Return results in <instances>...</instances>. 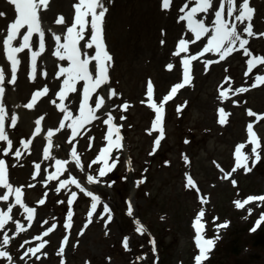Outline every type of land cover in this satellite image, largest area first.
<instances>
[{"label":"rangeland","instance_id":"1","mask_svg":"<svg viewBox=\"0 0 264 264\" xmlns=\"http://www.w3.org/2000/svg\"><path fill=\"white\" fill-rule=\"evenodd\" d=\"M127 7L117 8L114 18L108 21L105 40L111 45L110 52L115 53V60L114 68L108 73L109 82L101 87L104 98L114 97L113 103L106 102L102 111L107 115L111 113L113 122L122 126L125 134L122 149L111 155L112 159L109 160L111 164L118 157L116 167L100 177L99 183L88 182L87 177L98 176V169L103 166L102 162L92 164L107 142L108 125L101 118L96 119L90 127L88 125L81 129L75 139L70 128L66 132L54 133L49 152L55 149L56 158L68 161L65 166L67 171L58 174L56 180L43 176L34 181L32 168L37 161L29 154L20 161L18 158L21 157L15 156L17 150L24 152L23 142L31 141L37 134V127L32 126L33 121L16 130L8 129L13 146L5 153V141L0 146V156L6 161L8 172L10 169L9 183L14 188L22 189V199L29 207L36 208V214L29 222L21 206L13 208V220L25 230L19 231L13 221H8L0 230V245L4 233L11 238L3 249L12 257L11 261L0 258V264H61L62 261L63 264H195L194 257L199 250L195 245L193 222L201 208L205 209L203 221L206 223V236H219L203 264H264V223L255 231L251 230L264 213V202H251L242 209L234 204V201L244 200L250 195H264V119L256 122L255 117L248 115L249 110L258 115L264 114V99L255 96L259 89H253V84L247 86L250 94L234 101L236 106L226 117L227 123L220 124L219 104L212 97L219 93L224 83L232 84L237 81V76H243L244 63L237 71L233 67L242 59H229L217 71L209 70L207 74L199 75L191 80L190 86L178 98L167 105L165 136L159 148H155L154 140L158 133L149 134L155 113L145 104L148 98L147 84L151 81L154 95H162L160 99H155L153 95L155 102L160 103L171 87L182 81L183 72L162 84L154 63L132 55L135 48L130 46L126 38L128 34L123 33L130 28L126 13L131 14V8ZM251 7L258 12L256 24L259 26L257 30L252 27V31L260 39L256 45L261 41L258 50L264 53V41L260 35L264 33V0H254ZM135 34L132 44L137 40L139 45H146L155 40L154 32L150 34L145 29H139ZM159 41L157 36L156 42ZM4 75L6 82L8 76L5 72ZM112 91L116 95L112 96ZM16 102L21 104L19 98ZM125 103L129 105L127 110L122 108ZM48 121L47 118L43 121L45 129L39 126V134L43 136L41 141L45 144L39 142L40 150H43L41 144L49 147ZM249 123L261 136V159L254 163L251 154L253 159L248 162L251 172L241 168L224 179V174L231 172L235 166L236 146L248 142ZM90 137L93 139L90 140ZM73 147L86 164L83 171L72 160ZM55 171L56 168L52 172ZM186 174L193 177L199 192L186 186ZM70 177H75L83 188L100 197L101 203L91 218L88 216L91 197L75 185L61 189L59 193L55 191L61 180ZM232 180L236 181L235 185ZM72 191L77 193V198L69 206L67 201ZM4 194H7V190L0 187V195ZM201 196L207 198V204L200 202ZM40 199H45L44 205L38 203ZM9 203L15 204L14 195L10 196L9 201H0V209L6 211ZM129 203L133 209L131 215L128 214ZM105 204L111 210L110 221L103 213ZM249 209L252 210L251 214ZM69 210L73 213L70 229L65 227ZM137 221L144 226L143 234L136 231ZM225 222H228V226L217 231L216 225ZM52 224H56V228L45 237L44 232ZM37 236L48 241L37 253L40 259L29 254L21 260L28 248H35L41 243ZM65 236L68 237L66 245L63 243ZM125 238L128 239L127 248L123 244ZM62 246L64 253L61 256L58 252Z\"/></svg>","mask_w":264,"mask_h":264},{"label":"snow or ice","instance_id":"2","mask_svg":"<svg viewBox=\"0 0 264 264\" xmlns=\"http://www.w3.org/2000/svg\"><path fill=\"white\" fill-rule=\"evenodd\" d=\"M8 2L14 6L15 9V19L9 25L8 32L6 38L3 40L4 51L7 56V60L11 62V82L15 83L16 80V72L18 69V65L20 64V60L18 59L19 53L23 52L25 49H30L32 47L30 41L34 34H39V51L31 52V63H32V73L33 78H35L36 73V62L37 57L43 53L45 50V41H44V31L41 28V20H40V11L42 8H47L48 0H8ZM172 5V0H163V8L169 9ZM227 5V9H226ZM75 8V16L74 22L70 27L67 28V34L65 37V42L60 43L61 37L59 35L55 36V41L57 43V47L54 55L58 57L61 61H68L67 67H61L59 69V76H63V86L61 87L58 96L61 104L67 98L69 93L77 92V84L83 81V98L79 103V115H73L71 111L67 108V106L61 107L60 110L65 113L64 121H70L67 125L61 121L59 128L56 131H60L65 127L71 129L72 138L75 139L77 135H80V130L83 129L87 124L91 123L93 120L98 119L96 116V111L101 109L104 105V97L100 96L98 99L94 100V107L89 103L92 100L93 94L96 93L97 89H99L102 85H105L109 82V74L108 69L111 66L112 56L107 50V46L104 40V17L108 9L105 7L103 0H78V3L74 5ZM185 9H188L185 11ZM210 10L214 11L215 19L212 20L211 27L207 25L203 19H198V13L207 14ZM254 9L250 6V0H242L238 6V0H219L218 6L214 5L213 0H195V6L189 9L188 4H184V6L180 9V12L184 14L179 16V19L182 21H187V29L190 33L194 35V39L188 40L181 38L178 42V47L176 49L175 55L180 56L182 53H188L189 44H195L197 41H202V38L207 36V43L204 44L202 51H200L197 55H185L182 60L183 64V79L181 82L176 83L170 90V92L163 97L160 103H156L153 99L154 95V86L151 81L147 84V97L150 108L155 113V118L152 121L151 129L149 130V134L152 132H157L158 135L154 140L155 148H159L161 144V140L164 139L165 129H164V117H165V105L168 101L172 100L173 97L177 94L180 89H183L186 85L191 84V64L192 61L197 60L200 56H203L205 53H217L219 55V59L225 60L228 56H230L233 52L239 51L243 49V53L245 56H250L251 58L247 61L248 73L252 72L253 68L257 65H264V56H255L253 55L249 48L246 47L249 44V40L243 38L242 33L238 31L237 23L244 25L247 21L246 26L243 28V32L247 33L248 36H253L254 33L252 31V18L254 15ZM226 13V14H225ZM5 16L4 12H0V17ZM90 18V19H89ZM235 21V22H233ZM57 23H64V18L60 17L57 20ZM21 29H26V32L22 36V43H19V46H14L13 41H16L18 36L21 35ZM86 31H90V38L85 39ZM261 36H264V33H260ZM80 41H84L82 52L80 47ZM238 44V48H237ZM94 50L93 55H89L87 50ZM94 62V63H93ZM206 66L208 64L213 63V61H206ZM91 65V68H90ZM169 70H172L174 67L172 64L167 65ZM46 75V73H45ZM5 80L4 70L0 68V141L7 142V148L4 149V152L7 153L12 149L13 142L9 139V136L5 130V120H6V109L2 103V97L4 94L3 82ZM259 84H264V75L256 76V83L252 85V87H257ZM248 88H238L235 92H246ZM48 93V88L44 87L42 90L37 91L32 96L31 103L27 104L26 107L33 108L37 102L39 97H42ZM111 95H116L115 91L111 92ZM221 99H227L228 93L226 91L220 92ZM143 102V101H142ZM55 103V101H53ZM129 105L127 103L122 105L124 110H127ZM177 111H180V107L177 108ZM219 123L225 124L227 123L226 117L230 115L226 113L223 108L219 109ZM248 115L251 117H255L257 121L264 119V116H260L255 112L249 110ZM43 119V117H41ZM124 119V117H121ZM114 117L111 113L107 115V119L103 121L104 124L108 125L107 133L105 136V140L107 141L106 146L102 147L99 151L97 157L92 161V164H96L97 162H102L103 166L98 169V176L89 175L87 177L88 182L91 183H99L100 177L106 176L108 173L112 172L116 167L118 162V157L112 160V163H109V160L112 159L111 154L114 150H120L123 147L122 140L123 137L121 135V127L116 125L114 122ZM17 123V117L13 116L11 118V126L15 127ZM41 121L37 120V128L36 132H40ZM247 133H248V143L252 145L251 153L254 156V163L259 162L261 159L260 149L261 143L257 133L253 130V124L249 123L247 125ZM54 133L52 130H49L47 133L48 137V148L44 150V159H50L49 149L52 146V137ZM90 140L93 138H89ZM187 142V141H186ZM30 141L23 142V146L28 148ZM71 143V141H69ZM246 144L241 143L238 144L235 148L234 156H235V166L231 169V172H226L224 174V179H228L232 173L236 172L238 169H244L247 172H251L252 168L248 166V162L250 159H253V156L246 154L243 149H245ZM155 150V149H154ZM150 154H154L150 153ZM16 157L21 156V152L17 150L15 152ZM71 157L75 162L76 167H78L81 171L84 170L83 165L81 164V158L77 154V150L75 147L71 149ZM185 161H187V156L184 157ZM130 163V162H129ZM68 164L67 160L56 159L55 160V173H52L48 176V180H56L58 179V174H62L67 171L65 167ZM91 167V164L89 165ZM219 167V165H217ZM36 173L40 172V164L35 165ZM222 172L224 171L222 168L220 169ZM187 184L186 186L189 188L195 189L199 192V188L196 186V182L194 181L191 175L186 174ZM142 182V181H141ZM234 185L236 184L235 180L231 181ZM60 186L55 189L57 193L61 191V189H66L70 185H75L76 188L80 189L88 197H91V211L88 213L89 218L92 217L93 213L96 212L98 204L101 203L100 197L93 194V192L86 190L81 186L79 181L75 177H70L66 180H61ZM0 187L7 190V194L0 195V201H9L10 196H15V204L9 203L7 205V209H0V229H3L8 221H13L19 231H24V227L19 224V222L14 221L11 213L13 212V208L16 205H19L23 208L24 213L27 214V220L31 222L36 214V208L29 207L24 200L22 199V189L20 187H13L8 180V165L4 159H0ZM32 187V185H29ZM77 198V193L72 191L70 192V199H68L67 204L71 206L73 202ZM264 202V195H250L244 200H236L234 201L235 207L238 209L244 208L247 204L251 202ZM200 202L202 204H207L208 200L206 197L201 196ZM40 205L45 204V199H40L38 202ZM61 203H63L61 201ZM132 206L129 203L128 206V214H132ZM251 209H249V214H251ZM103 213L107 214V220H111V210L105 204L103 206ZM72 216L73 213L69 210L67 214V223L65 224L66 228H71L72 226ZM205 217V209L201 208L197 215L194 218L193 228L195 230V245L198 248L199 252L195 255L194 260L195 264H203L205 260L208 259L211 250L214 248L216 240L219 239V236L213 238H208L206 236V223L203 221ZM103 218V217H102ZM218 219V218H214ZM44 223H48L44 221ZM89 223H91V219H89ZM264 223V213H261L260 218L256 221V225L252 228V231H255L256 228L260 227L261 224ZM138 227L136 231L143 234L145 231L144 226L137 221ZM30 226V225H29ZM228 226V222L223 224L216 225L217 231L220 228H224ZM56 228V224H52L45 232L44 236L47 237L49 233L53 232ZM10 237L7 233L3 234L2 245H0V258H7L9 261L12 260L9 252L3 249V245H8L10 243ZM37 240H41V243L37 245L35 248H28L27 251L24 252L23 256L20 257L21 260L24 257L36 256L37 259H40L37 256V253L41 251L48 243L47 240H42L40 236L36 237ZM63 243L66 245L68 243V237L65 236ZM155 244V241H152ZM124 247H128V239L125 238L123 241ZM23 247V245H21ZM64 247H60L58 255H63ZM46 256L47 253H44ZM63 264V261L61 262Z\"/></svg>","mask_w":264,"mask_h":264},{"label":"bare ground","instance_id":"3","mask_svg":"<svg viewBox=\"0 0 264 264\" xmlns=\"http://www.w3.org/2000/svg\"><path fill=\"white\" fill-rule=\"evenodd\" d=\"M261 1L262 0H260V2ZM240 2H242V0H238V6ZM253 2L254 0H250V5H252ZM76 3H78V0H48L47 8H42L39 13L41 28L45 34V50L37 57L35 78H33L32 73L31 52L39 51V34H34L32 36L30 41L32 47L30 49H25L23 52L17 54L20 64L18 65L16 72L15 83H12L11 62L7 60L3 40L7 36L8 27L14 21L16 13L14 6L11 5L8 0H0V12L5 13V16L0 17V68H3L4 72L8 76V81L3 82L4 94L2 97V103L6 109V132H8L7 130L10 128L12 130H16L20 126L30 125L29 123L32 121V126L37 127V120L41 121L39 126L45 129L46 125L43 124V121L47 118V120H49L50 130L55 133L57 132L56 129L59 128L61 121H63L66 125L70 123V121H64L65 113L60 110V108L64 106H67L69 111H71L74 116L79 115L78 101L80 93L83 92V81L77 84V92L69 93L67 98L63 101V104H61L58 93L63 86L64 77L59 76L58 73L61 67L68 66V61H61L54 55L57 47L55 36L58 35L59 31L66 30V28L74 22V5ZM103 3L108 9L104 17V40L107 38L108 34V21L111 22L114 18L117 8H125L126 6H128L127 8H131V14L126 13V17H129L128 24L130 25V28L123 33L128 34V37L126 38L128 39V42H130V46L133 45V48H135V50H132V55L136 54L139 57L146 58L149 62L154 63V66L159 70V78L162 81V84H166L170 80L179 76L180 72L183 70L182 60L185 55H197L200 51H202L204 44L207 43L208 37L205 36L202 38V41H197L195 44L190 43L188 46V53H182L180 56L175 55L178 47V41L181 38L188 40L194 39V35L187 29V21L180 20L179 16L182 15L180 9L184 6V4H188L189 7H193L195 6V0H172V5L169 9L163 8V0H103ZM213 3L218 6L219 0H213ZM257 16L258 12L255 9L251 23L256 30L259 28L256 24ZM60 17L64 18V23H57V20ZM197 17L198 19H203L209 27H211L210 22L215 19L213 10H210L207 14L198 13ZM235 23H237L238 31L242 33L243 38L249 40V44L246 47L252 50V54L255 56H264V53L257 49L258 46L256 45V42L258 38L256 34L253 32V36H248L247 33L243 32V28L246 26L247 21L244 25L239 24V22ZM139 29H145L150 34L154 32L155 40H152V42L146 45H139L137 40L132 44V40L135 39V36L137 35L135 32ZM25 32L26 29H21V35L18 36L16 41H13L14 46H19V43L23 42L22 36ZM157 36L160 39L159 43L156 42ZM89 38L90 31H86L85 39ZM261 39L264 41V36ZM60 43H62V38ZM83 43L84 41H80L82 52L84 51ZM106 46L108 52L113 58L111 66L108 69L109 73L110 69L114 68L115 53L110 52L111 45L109 46V44L106 43ZM87 51L89 55L94 54V50L92 49ZM230 56H233L238 60L242 59L241 63L239 62L237 66L235 65L233 67V69L238 71L240 66L244 63V74L240 77L237 76V81H233L232 84L230 82L224 83V85L221 86L219 93L216 95L214 94L212 98L215 103L219 104V109L223 108L226 113L231 115L236 106L233 102L243 99L245 96L250 94L249 90L239 93L235 92V90L241 87L247 88L250 84L255 83L256 76H254L253 73L259 70L261 74H264V65H257L253 68L252 72L245 75V73L248 72L247 61L251 57L245 56L243 49L233 52ZM206 61H213V63L206 66ZM224 63H226L225 60L221 61L217 53H205L197 60L192 61L190 74L194 77V79H197L199 75L202 76L203 74H207L209 70L213 72L217 71L220 69V65ZM168 64H172L174 66L172 70L168 69ZM44 87L48 88V93L39 97L33 108L26 107L27 104L31 103L32 95H34L38 89ZM185 87L180 89L178 95L186 89ZM255 89H259L256 91L255 96L260 99H264V84H259ZM221 91H226L228 93L227 99L220 98ZM95 96L100 97L101 91L98 90L94 93L92 100ZM18 98L19 101H21L20 105L16 102V99ZM92 100H90L89 103H91ZM107 100V102L113 103L114 97L108 98ZM53 101H55V103H53ZM102 109L103 106L101 109L96 111L98 119L105 115ZM57 114L58 118L56 117ZM13 116L17 117L15 127L11 126V118ZM41 117H43V119H41ZM67 129L68 127H65L58 132H66ZM44 133L45 132H42V134ZM10 138L11 133L9 135V139ZM42 139V135L39 133L35 134L32 137L28 148H22L25 150L21 153V158H18L20 161L25 155L29 154L37 161V164H40L39 174L36 173L35 166L32 168V179H34V181H38L43 176L48 178V176L53 173L52 171L55 168V160L58 159L55 157L57 155L55 149H52V151L49 152L50 159H44L45 144L41 141ZM4 142L5 141H0V146ZM39 142L44 144V146L41 144L43 150L38 148ZM251 147L252 145L247 143L245 149L242 151L251 155ZM1 158L2 156H0V159ZM9 175H11V172Z\"/></svg>","mask_w":264,"mask_h":264}]
</instances>
